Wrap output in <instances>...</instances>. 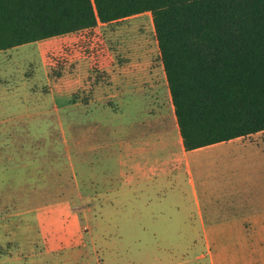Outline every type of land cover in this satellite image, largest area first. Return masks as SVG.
<instances>
[{
  "label": "rangeland",
  "instance_id": "374dc122",
  "mask_svg": "<svg viewBox=\"0 0 264 264\" xmlns=\"http://www.w3.org/2000/svg\"><path fill=\"white\" fill-rule=\"evenodd\" d=\"M100 51L113 63L94 71L90 56ZM167 89L151 13L0 52V93L17 91L0 98V264H125L136 257L199 255L190 243L197 234L169 226L184 225L190 211L143 212L134 201L124 207L102 178L114 166L113 148L106 147L115 145L131 115L167 106ZM36 90L55 99L44 103ZM192 173L201 209L213 219L264 209V200H256L264 190H253L244 202L229 195L232 184L264 183V131L195 153ZM60 186L62 238L52 239ZM187 188L189 178L158 194ZM174 202L181 203L178 195Z\"/></svg>",
  "mask_w": 264,
  "mask_h": 264
},
{
  "label": "trees",
  "instance_id": "16d2710c",
  "mask_svg": "<svg viewBox=\"0 0 264 264\" xmlns=\"http://www.w3.org/2000/svg\"><path fill=\"white\" fill-rule=\"evenodd\" d=\"M144 13L186 151L264 131V0H0V52Z\"/></svg>",
  "mask_w": 264,
  "mask_h": 264
},
{
  "label": "crops",
  "instance_id": "0c3cea01",
  "mask_svg": "<svg viewBox=\"0 0 264 264\" xmlns=\"http://www.w3.org/2000/svg\"><path fill=\"white\" fill-rule=\"evenodd\" d=\"M167 90V106L157 102L159 108L156 113L131 115L126 126L119 130L115 145L106 147L113 148L114 166L102 178L106 185L116 188L115 191L111 189L109 194H113L115 199L117 195L119 201L124 202V207H127L129 201H134L143 212L157 209L179 214L181 210L190 211L184 225L171 223L169 226L180 227L171 232L197 234L190 243L191 250L195 253L198 251L199 255L190 253L191 256L136 257L128 259L125 264H264V209L213 219L211 211L203 213L192 181V157L195 153L216 149L225 143L243 141L253 135L186 151L169 88ZM16 92H2L0 98L15 96ZM20 95L34 97L32 93ZM35 97L44 103L55 99L51 94L37 93V90ZM187 178L190 184L187 193L170 190L171 194H158L164 185L173 186L174 189L182 186ZM253 190H264V183H253L250 187L240 183L232 184L229 195L238 202H244L246 195L253 194ZM176 195L181 203H170L172 196ZM57 199L60 220H56L51 226L52 239H56L58 235L59 239L62 238L64 197L61 186L58 191L56 189L55 200ZM256 200H264V197H257ZM163 215L168 218L167 214ZM8 225L10 224L6 223L5 227Z\"/></svg>",
  "mask_w": 264,
  "mask_h": 264
}]
</instances>
